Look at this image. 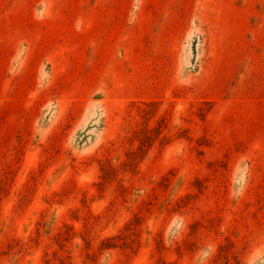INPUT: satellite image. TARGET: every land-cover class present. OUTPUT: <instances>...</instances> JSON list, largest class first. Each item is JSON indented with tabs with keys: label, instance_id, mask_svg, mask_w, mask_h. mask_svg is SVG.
Here are the masks:
<instances>
[{
	"label": "rangeland",
	"instance_id": "1",
	"mask_svg": "<svg viewBox=\"0 0 264 264\" xmlns=\"http://www.w3.org/2000/svg\"><path fill=\"white\" fill-rule=\"evenodd\" d=\"M0 264H264V0H0Z\"/></svg>",
	"mask_w": 264,
	"mask_h": 264
}]
</instances>
